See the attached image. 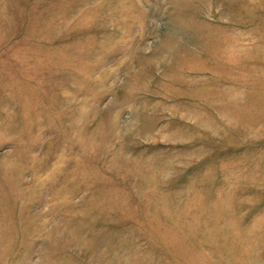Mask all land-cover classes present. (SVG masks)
<instances>
[{"label": "rangeland", "instance_id": "obj_1", "mask_svg": "<svg viewBox=\"0 0 264 264\" xmlns=\"http://www.w3.org/2000/svg\"><path fill=\"white\" fill-rule=\"evenodd\" d=\"M0 264H264V0H0Z\"/></svg>", "mask_w": 264, "mask_h": 264}]
</instances>
